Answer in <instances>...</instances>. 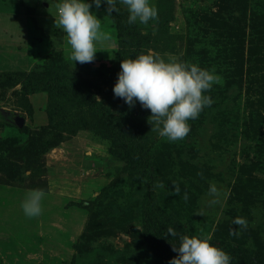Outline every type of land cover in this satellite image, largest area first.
<instances>
[{"label": "rangeland", "instance_id": "374dc122", "mask_svg": "<svg viewBox=\"0 0 264 264\" xmlns=\"http://www.w3.org/2000/svg\"><path fill=\"white\" fill-rule=\"evenodd\" d=\"M102 3L107 39L80 63L55 0H0V72L22 78L0 81V142L12 146L0 151V264H169L185 234L209 238L231 264H264V0H151L147 24H129L116 0L123 26ZM141 52L219 76L182 139L159 136L139 102L128 116L113 94L121 59ZM31 189L44 196L30 217Z\"/></svg>", "mask_w": 264, "mask_h": 264}, {"label": "clouds", "instance_id": "9594fccd", "mask_svg": "<svg viewBox=\"0 0 264 264\" xmlns=\"http://www.w3.org/2000/svg\"><path fill=\"white\" fill-rule=\"evenodd\" d=\"M105 4V11H116V0H55V24L66 35L68 55L72 62H90L98 50L96 41L107 39L108 34L101 29V19L90 11ZM128 11L129 24H147L156 20L158 9L151 0H122ZM219 80L214 70L203 68L196 63L179 60H165L149 52H141L135 57L121 59L117 78L112 85L113 94L129 106L137 102L150 110L151 128L168 141L184 138L190 131L189 119L198 117L204 107L212 104L208 89ZM179 191V188L176 189ZM212 199L209 204L219 202L220 189L209 187ZM42 189H31L21 203L24 214L37 216L41 212ZM187 199V193L184 194ZM233 224L246 226L242 216L233 218ZM232 234H238L230 229ZM167 237L177 236L173 227H168ZM177 255L169 259V264H231L228 252L210 242L209 238L181 235L179 243L173 244Z\"/></svg>", "mask_w": 264, "mask_h": 264}, {"label": "trees", "instance_id": "16d2710c", "mask_svg": "<svg viewBox=\"0 0 264 264\" xmlns=\"http://www.w3.org/2000/svg\"><path fill=\"white\" fill-rule=\"evenodd\" d=\"M103 4V7H104V9H105V4L104 3H102ZM106 12V11H105ZM110 16H112L113 17V19L117 22V24L118 25H120V26H123V22H121L122 21V17H121V15H120V12H115V11H113L111 14H109ZM108 15V16H109ZM111 19V18H110ZM11 77H15V78H17V79H19L20 81L22 80V78H21V76L19 75V74H17L15 71H7V72H0V81H1V79H6L7 80V78H11ZM135 109H134V106H131L130 107V110L128 111V116H133V115H135ZM7 143H9L10 144V142L9 141H1L0 142V151L1 150H11V147L12 146H10L9 147V145L7 144ZM11 145V144H10ZM36 146V145H35ZM12 149H14V148H12ZM15 150V149H14ZM148 208V207H147ZM149 212H150V210H149ZM149 212H148V214H149Z\"/></svg>", "mask_w": 264, "mask_h": 264}, {"label": "crops", "instance_id": "0c3cea01", "mask_svg": "<svg viewBox=\"0 0 264 264\" xmlns=\"http://www.w3.org/2000/svg\"><path fill=\"white\" fill-rule=\"evenodd\" d=\"M96 10H98V8H97L95 5H92V7L90 8V11L95 12ZM7 19H8V18H7ZM8 21H9V23H11V24H13V25H17L16 27H18V28L22 27L23 24H24L23 19H22V20L18 19V20L16 21L14 18H12V20L9 18ZM20 23H22V24H20ZM110 30H112L111 27H110ZM104 32H107V33H108V30H106V31H104ZM18 66H20V65H18ZM13 68H15V67H13ZM20 70H21V69L16 70V68H15V69H11L10 71H20Z\"/></svg>", "mask_w": 264, "mask_h": 264}, {"label": "water", "instance_id": "95a60500", "mask_svg": "<svg viewBox=\"0 0 264 264\" xmlns=\"http://www.w3.org/2000/svg\"><path fill=\"white\" fill-rule=\"evenodd\" d=\"M16 120H17V122H18L19 125H21V126L23 125V120H22V118H17Z\"/></svg>", "mask_w": 264, "mask_h": 264}]
</instances>
